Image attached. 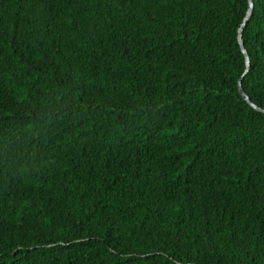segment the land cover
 Wrapping results in <instances>:
<instances>
[{"label": "trees", "instance_id": "obj_1", "mask_svg": "<svg viewBox=\"0 0 264 264\" xmlns=\"http://www.w3.org/2000/svg\"><path fill=\"white\" fill-rule=\"evenodd\" d=\"M0 0V264H264V0Z\"/></svg>", "mask_w": 264, "mask_h": 264}, {"label": "water", "instance_id": "obj_2", "mask_svg": "<svg viewBox=\"0 0 264 264\" xmlns=\"http://www.w3.org/2000/svg\"><path fill=\"white\" fill-rule=\"evenodd\" d=\"M249 1V7L247 10V15L244 19V22L241 24V26L239 27V41L242 47L243 52L245 53L246 56V71H248L249 66H250V60H249V56L246 53V50L244 48L243 45V41H242V31H243V27L245 25V22L247 21V19L250 17L251 13L253 12V8H254V1L253 0H248ZM239 89L241 94L243 95V97L256 109L260 110V111H264V109H262L261 107L257 106L255 103H253L251 101V99L249 98V96L247 95V93L244 91L243 86H242V79L239 80Z\"/></svg>", "mask_w": 264, "mask_h": 264}]
</instances>
